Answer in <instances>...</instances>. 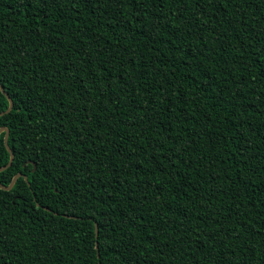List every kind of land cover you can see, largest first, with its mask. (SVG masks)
<instances>
[{"label":"trees","instance_id":"16d2710c","mask_svg":"<svg viewBox=\"0 0 264 264\" xmlns=\"http://www.w3.org/2000/svg\"><path fill=\"white\" fill-rule=\"evenodd\" d=\"M0 85V264H264V0H0Z\"/></svg>","mask_w":264,"mask_h":264},{"label":"water","instance_id":"95a60500","mask_svg":"<svg viewBox=\"0 0 264 264\" xmlns=\"http://www.w3.org/2000/svg\"><path fill=\"white\" fill-rule=\"evenodd\" d=\"M0 89L2 90L3 93H5V91L3 90V88H2L1 85H0ZM5 95H6V97H7L8 100H9V105H8V107H7V109H6L5 111L0 112V115L9 112V111L12 109V106H13V102H12L11 98H10L6 93H5ZM3 131L5 132V134H4V145H5V148L7 149L8 153H9V160H8L7 164H5V165H3V166L0 167V171L4 170V169H6L8 166H10L11 163H12V160H13V153H12L11 148H10L9 145H8V134H9V130H8L6 127H0V133L3 132ZM19 176H21V173H17V174H15V175L12 177L10 183H9L7 186H4L2 183H0V187H1L2 189H5V190H9V189H11V188L13 187V185H14L16 179H17ZM24 178L26 179V176H24ZM95 237H97V225H96V223H95ZM96 248H97V243H96ZM97 255H99V254L97 253Z\"/></svg>","mask_w":264,"mask_h":264}]
</instances>
